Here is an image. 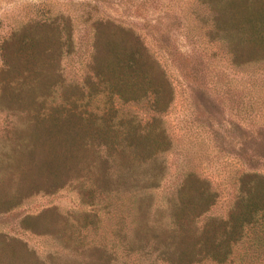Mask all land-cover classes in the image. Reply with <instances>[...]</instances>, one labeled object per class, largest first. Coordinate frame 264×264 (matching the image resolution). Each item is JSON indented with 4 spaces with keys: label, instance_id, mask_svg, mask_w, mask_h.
<instances>
[{
    "label": "rangeland",
    "instance_id": "1",
    "mask_svg": "<svg viewBox=\"0 0 264 264\" xmlns=\"http://www.w3.org/2000/svg\"><path fill=\"white\" fill-rule=\"evenodd\" d=\"M201 8L194 0H0V44L29 19L38 22L39 48L51 19L69 17L73 27L72 50L62 47L58 56L35 50L32 77L8 91L14 94L9 105L0 102V264H94L100 260L92 246L111 253L109 264H164L149 243L125 247L134 236L139 199L150 219L164 220L166 199H211L204 214L223 217L240 195L238 177L246 170L264 175V157L258 154H264V136L251 139L264 117V59L232 66L218 41L203 34L209 22L200 18ZM99 11L140 33L149 58L173 88L166 110L154 112L149 100L122 101L108 96L102 85L91 86L96 79L88 67L87 36ZM165 12L183 22L169 38L170 50L189 53L194 45L213 61L199 93L185 86L161 45ZM56 106L96 123L108 113L115 123L124 121L119 129L132 124L144 130L155 118L169 145L135 169L110 168L116 180L103 190L91 184L93 171L86 173L90 140L84 138V170L70 171L47 190L51 164L44 157L55 141L45 130L52 120L45 117ZM158 164L163 167L159 181L149 184ZM86 193L90 203L83 201Z\"/></svg>",
    "mask_w": 264,
    "mask_h": 264
},
{
    "label": "trees",
    "instance_id": "2",
    "mask_svg": "<svg viewBox=\"0 0 264 264\" xmlns=\"http://www.w3.org/2000/svg\"><path fill=\"white\" fill-rule=\"evenodd\" d=\"M194 2L197 7H202L199 13L202 21L209 22L203 34L210 40L218 41L232 66L264 59V0ZM99 12L101 16L89 22L87 36L88 67L96 79L89 81L91 86L102 85L108 96L114 95L122 101L149 100V107L154 112L166 110L173 88L166 76L164 79L155 61L149 58L140 33L131 24ZM165 14V43L161 45L165 44V52L179 70L185 86L199 93L200 86H205V81L201 79L206 78L207 81V72L212 70L213 61L210 56L199 55L198 47L194 45L189 53L175 48L172 52L169 38L176 25L181 27L183 22L178 14ZM59 19L58 22L56 18L51 19L45 25L48 37L40 48L39 33L36 34L35 28L38 22L32 19L11 30L8 37L2 40L0 102L9 105L14 94L8 91H17L16 85L21 86L30 75L32 77L35 66L29 64L35 50H48L51 56H58L62 47L67 52L72 50L71 21L69 17ZM153 28H148L151 36ZM201 69L206 72L201 74ZM19 93L20 90L15 93L16 98ZM47 117L52 121L45 130L55 141L48 156L44 157L51 164V177L45 180L47 190L54 189L62 176L70 171L78 173L84 170L81 166L87 157L84 138L90 140L88 162L91 168L86 173L93 171L91 184L103 190L111 187L116 180L110 176V168L112 171L134 168L169 145L166 133L164 135L163 130L157 127L155 118L141 130L132 124L119 129L124 121L115 123L108 113L101 116L99 123L92 118L83 119L80 113L64 106L52 107ZM259 128L251 131L254 132L251 139L253 134L264 136V117ZM258 154L264 157L263 153ZM156 168L149 184L155 185L159 181L162 164L153 169ZM237 181L240 195L223 217L204 214L211 199H166L164 220L150 219L148 207L139 199L134 236L125 247L138 249L149 243L164 264H264V175L246 170ZM200 196L202 198L203 194ZM84 198L87 199L83 201L91 202L89 193ZM90 250L100 260L94 264H109L111 253L105 248L92 246Z\"/></svg>",
    "mask_w": 264,
    "mask_h": 264
}]
</instances>
